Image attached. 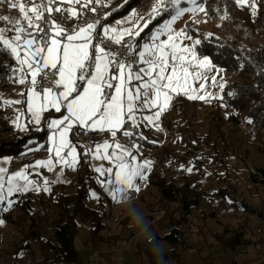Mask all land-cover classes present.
Instances as JSON below:
<instances>
[{"label": "snow or ice", "instance_id": "snow-or-ice-1", "mask_svg": "<svg viewBox=\"0 0 264 264\" xmlns=\"http://www.w3.org/2000/svg\"><path fill=\"white\" fill-rule=\"evenodd\" d=\"M236 3L251 7L256 16L255 0ZM102 6L107 0H0V56L6 57L0 62V78L23 89L17 93L20 99L0 96V109L14 108L17 115L11 122L18 130L34 125L48 133L46 146L30 140L27 148H46V158L15 172L0 166V213L30 191L50 193L51 185L62 182L65 170H75L81 157L101 162L92 165L98 183L113 201L122 202L140 190L152 169L142 142H157L143 129L165 131L162 116L175 96L207 102L199 92L209 80L216 85V75L209 73L222 69L198 53L201 34L193 35L187 24L174 27L185 15L207 16L204 0H154L145 15L130 8L127 28L102 23ZM226 18V13L220 15ZM145 29L148 38L141 44L138 38L143 39ZM219 87L222 99L224 84ZM91 133H103L105 139L92 140ZM40 170L54 178L43 177ZM91 195L99 199L94 191ZM4 224L0 216V226Z\"/></svg>", "mask_w": 264, "mask_h": 264}, {"label": "rangeland", "instance_id": "rangeland-1", "mask_svg": "<svg viewBox=\"0 0 264 264\" xmlns=\"http://www.w3.org/2000/svg\"><path fill=\"white\" fill-rule=\"evenodd\" d=\"M126 1L107 0L108 6L111 7L110 12L117 10ZM261 1L255 0L258 6ZM153 3L154 0H145L135 10L140 15H145L150 11ZM204 4L209 12L207 16L203 13L195 16L185 15L177 21L174 27L182 29L187 24L188 28L200 33L203 39H209L212 42L239 38L244 45L249 46L261 40V33L256 32L257 22H254V26L250 19L253 11L251 7H244L245 10H242L236 0H224V5L221 7L216 4V0H204ZM224 13L227 14V18L221 20L220 15ZM12 15L15 14L12 13ZM131 19V13H129L120 20L117 19L121 21L119 25L114 21L110 23V26L118 27ZM185 43L188 42L185 41ZM212 75L217 77L216 85L214 86L209 80L206 90L199 92L200 95L206 96L207 102L200 99H189L187 103H183L187 105L185 107L183 105V109H181L182 102L179 104L180 107L176 104L172 114H168L165 119L171 117L174 127L179 129L185 127L184 129L194 136L210 137L213 145L202 147L195 155L193 153L179 154V160L164 163L169 170L162 172L161 167H157L155 171L162 173L168 180L187 178L190 181L188 184L200 182V188L205 194L201 197L200 206L186 218L181 216L182 211L178 201H162L157 204L156 210L163 213L157 218L160 221L159 229L169 232L172 227H177L183 242L190 243L191 250L204 256L211 264H234L233 258L237 256H246L245 259H251L254 264H264V186L253 184L248 178L249 171L264 169V157L259 151L262 147L264 148V126L255 125L243 111L238 113L235 124L230 123L227 120L228 115L224 105H218V100L221 98L219 85L224 84L222 89L224 92L233 82L243 81L238 79L234 73H226L223 69L219 73L210 72L209 77ZM8 88L10 89V85L0 84V96L11 95ZM215 96L217 100H214ZM214 101L217 106H214ZM181 111L186 116H183ZM165 124V120L162 119V128L165 131L158 132L150 129L146 136L149 140L157 142L151 143L152 145L160 148L169 145L176 152L183 153L184 140L179 139L178 141L177 138V142L173 143L174 137L167 134ZM19 138L14 131L10 134L0 133V145ZM144 143L148 144L146 141ZM147 148L152 155L159 152L157 148L152 149L148 145ZM88 161L86 162L89 163ZM182 165L185 168H192V171L189 173L183 170ZM218 189L222 190L225 197L210 198ZM31 192L33 195L34 191ZM45 200L42 204L44 206L42 212L44 215L53 214L52 204ZM229 200L232 203H229ZM6 214V219L3 218L6 220L4 233L13 231L14 237L13 240L10 239L13 245L8 244L7 247L5 244H7L8 237H6V242L2 246L5 249L0 253V264H22L21 251L15 252L21 249L27 233L33 231L32 225L34 224L29 216H24L14 207L9 214L8 211L4 212V215ZM122 220L117 221V224H120ZM108 227L110 226L106 225V228ZM234 233L243 234L245 242L231 251L223 247V242Z\"/></svg>", "mask_w": 264, "mask_h": 264}, {"label": "trees", "instance_id": "trees-1", "mask_svg": "<svg viewBox=\"0 0 264 264\" xmlns=\"http://www.w3.org/2000/svg\"><path fill=\"white\" fill-rule=\"evenodd\" d=\"M224 0H216V4L221 7ZM263 1V2H262ZM258 6L257 17L250 16L252 22H257L256 32L261 33L260 41L251 45H244L239 38H229L223 41L219 40L212 42L209 39H203L200 35L201 44L198 46V53L202 56H207L211 59L215 66L223 69L226 73H234L235 76L243 82H233L229 89L223 93V98L218 100V105H224L227 112V120L230 123H236L237 115L240 111L250 118L255 125L264 126V0H262ZM145 0H127L122 6L110 12V20H114L125 17L129 14V9L139 8ZM245 10V8H241ZM14 12H6L7 15H12ZM15 15L17 13H14ZM258 17H261L260 19ZM154 23H158L154 22ZM255 26V23H254ZM150 28L152 25L149 26ZM192 30V29H191ZM255 30V29H254ZM254 31V34L256 33ZM148 33V29H145L141 33L140 42L146 40L148 37L145 35ZM193 35L197 32L192 30ZM6 57L0 56V62L5 60ZM7 78H0V84L6 83ZM177 103H173V108L176 104L180 107L181 99H177ZM217 106V105H216ZM185 107V105H184ZM183 104L181 109L184 108ZM172 108V109H173ZM183 116H186L181 111ZM47 115V114H46ZM54 115V114H53ZM166 132L170 137H174L173 143L184 140V152L178 153L172 149L169 145L158 147L152 144H146L152 149H158L159 152L155 154L161 163L166 161H177L180 159L179 154L193 153L197 154L202 147L206 145H213L210 137H197L192 133L185 130V127L176 128L172 124V119L168 118L165 121ZM13 127L9 123V120L0 110V133L10 134L13 131ZM47 131L31 129L28 133L11 142H3L0 145V158L5 156L18 157L27 156L32 158L34 154L39 151H27L30 140H35L38 143L45 145L47 140ZM220 138V137H219ZM180 139V140H179ZM171 145V143H170ZM260 154L264 157V148L259 149ZM217 154V153H216ZM197 158V157H196ZM166 164V163H165ZM164 165V164H163ZM92 173L88 167V163L81 157L80 173L77 179V185L71 192H66L63 189L60 192L49 193L46 197V202L52 204L54 208V219L51 220V230L53 232L54 243H50L48 240H44L37 232V224L35 220H41L43 217L34 215L30 209V197L26 196L25 199L19 200L15 204V207L24 216H29L34 225L27 234V238L44 242L51 246V248L58 254L64 261V264H81L80 257L74 247V236L76 234V219L78 218L82 223H89V243L94 250H98L104 244H109L111 241L117 240V237H109L103 235V231L106 228L107 212L105 210H97L87 207L86 202L89 195V189L91 184ZM181 178V177H180ZM248 178L251 183L264 186V169H254L248 172ZM194 179H192L193 181ZM148 182L156 188L159 196L166 202L180 203L182 218L188 217L192 214L194 209H197L201 203V197L205 194L200 188V182H193L187 178L181 180L167 179L162 173L153 172L148 179ZM43 193V192H42ZM41 193V195H42ZM39 193L40 202H44L42 196ZM225 194L221 189L216 190L210 198H224ZM127 220L123 219L122 224H125ZM244 236L240 233H234L229 239L223 242V247L234 251L237 247L244 244ZM180 231L177 227H172L169 232L163 236L154 235L151 239L145 241L143 245L139 246L136 254L143 257L144 264H165L169 261H177L178 255L175 248L182 244ZM162 244L169 246L168 250L163 251L161 249ZM17 250L15 253H17Z\"/></svg>", "mask_w": 264, "mask_h": 264}, {"label": "crops", "instance_id": "crops-1", "mask_svg": "<svg viewBox=\"0 0 264 264\" xmlns=\"http://www.w3.org/2000/svg\"><path fill=\"white\" fill-rule=\"evenodd\" d=\"M118 20H114V21L117 22ZM110 23L111 22H109L108 25H110ZM118 27L127 28V27H131V24L129 22H126ZM140 43L142 44L143 40ZM4 84L10 85V89L9 88L8 89L9 91H11V95L6 94L4 97L11 99H20L17 93L23 90L22 86L14 85L9 80ZM178 98L181 99L182 104L185 102L187 103L188 102L187 100H189L183 95L175 96L171 102V106L162 116V119H164L165 121L167 119V118L165 119V117H167L168 114L169 115L172 114L173 103H177ZM215 99L217 100L216 96L214 100ZM213 104L214 106H216L217 104L216 101H214ZM16 107H25V106L18 105ZM3 111H4L3 113L8 118L9 123L14 128L13 131L16 134H18L20 138L25 136L29 130H25V131L18 130L11 122V120L17 115L14 108L9 107ZM53 114L56 115L55 113ZM23 123H24V117H21V124ZM28 128L34 130L36 129L34 125H28ZM149 130L150 129L148 128L143 129L144 134L145 135L148 134L147 131ZM153 131L155 130L153 129ZM46 145H47V140L45 146ZM47 155L48 154L45 148L40 150L37 154H34L32 158H29L27 156H18V157L5 156L0 158V166L9 169V172H15L21 170L22 167L25 165L34 163L36 160L46 158ZM100 163L101 162L98 160L91 161L88 163V167L92 173V177H91V184H90L89 195L87 198L86 205L89 208L97 209L101 211L105 210L107 212L108 217L106 219V225L110 227H108L105 231H103L102 234L109 237L111 236L117 237V240H115L114 242L111 241L109 244H104L103 246H101V248L98 249V251L100 252V255L105 264H144L143 257L136 254L138 247L143 245L145 241L151 239L154 235L163 236L164 234L167 233L165 231H161L162 229H159L160 221H158L157 218L162 216L163 213L156 210L157 204H160L164 200L159 196L158 192L156 191L157 189L154 188V186L148 182L149 177L154 172L153 165L151 172L148 175L147 181L141 182L139 184L140 190L138 192L133 191L122 202H115L106 195L103 186L100 183H98V179H97L98 174L93 171L92 165L93 164L98 165ZM103 163L105 166H108L107 162H103ZM29 171H31V169H29ZM40 171L42 172L43 177H46L48 179L54 178L53 173L48 172L47 170H40ZM79 173H80V164L76 167L75 170L72 169L65 170L62 174V182L52 184L50 192L51 193L58 191L60 192L61 189H63L66 192H71L77 185V179ZM93 191L97 193L99 199L92 197L91 193ZM31 193L32 192L30 191L22 196H19L18 199L19 200L25 199L26 196L30 197V209H32L31 213L43 217L41 220L36 219L34 222L35 225L37 224V232L40 234V237L42 239L48 240L50 243H54L55 241H54V237L52 236L53 232L51 230V225H50L51 220L54 219V211L53 214L49 213L50 214L49 215L48 213H46L44 215V212H42L44 210L43 209L44 206L42 205L43 203L40 202L38 198L39 194L35 191L33 192V195ZM48 194L49 193L47 192H43L41 195L42 199H45ZM13 207L14 209L16 208L15 204ZM12 208L9 211H11ZM0 216L6 219L7 214L4 215L3 212L0 213ZM121 219L127 220L126 223L117 224V221H120ZM5 225L6 223L0 226V253L5 249L2 246L6 242V237H8L7 244H5L6 247L8 244H11V246L13 245L10 242V239L13 240L14 237L12 233L13 231H7L6 233H4V228H6ZM76 229L77 231L73 240L74 247L76 248V251L80 257L79 262H81V264H86V262H88V259H90V256L94 251V249L91 248L92 246L90 245L88 239L89 223H82L77 218ZM168 248L169 246L167 244L161 245V249L163 251L168 250ZM20 251H21L20 253L23 256L22 264H64L62 258L58 256V254L51 248L50 245L44 242L36 241L35 239L31 240L26 237L23 241ZM175 251L178 255V260L169 261L166 262L165 264H211L210 262L207 261V259L204 258V256L197 254L193 249L191 250L190 243L187 244L183 242L182 244L178 245L175 248ZM245 258L246 256H237L233 258V262L234 264H254V262L251 259L246 260Z\"/></svg>", "mask_w": 264, "mask_h": 264}, {"label": "built area", "instance_id": "built-area-1", "mask_svg": "<svg viewBox=\"0 0 264 264\" xmlns=\"http://www.w3.org/2000/svg\"><path fill=\"white\" fill-rule=\"evenodd\" d=\"M98 12H99V18L101 19L102 23L104 24H108L109 23V20H110V15L108 16V18L105 20L103 17H104V14L105 13H110L109 12V9H108V4L107 6H102V7H99L98 8ZM89 16H92L91 13H89ZM70 23H75V21H71ZM126 39H129V37H125ZM139 42H140V39L138 38ZM91 136V139L92 140H95L97 142H102L103 139H105V134L103 133H100V134H97V133H91L90 134ZM11 137V136H10ZM144 144V147H143V156L146 157V158H149L153 161V168H154V171L157 170V167H161V171L164 172L168 169V166H165L163 165L164 163H161L157 158H155V155L152 153H150V150H148L149 148H147V145L142 142ZM85 161H88L89 158L88 157H82ZM86 264H105L101 255H100V252L98 250H94L92 255L90 256V259H88V262H86Z\"/></svg>", "mask_w": 264, "mask_h": 264}]
</instances>
